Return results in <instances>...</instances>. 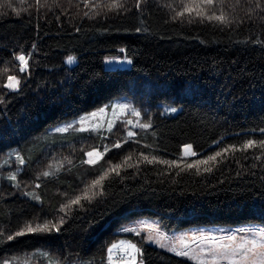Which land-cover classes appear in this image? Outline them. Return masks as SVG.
Here are the masks:
<instances>
[{
  "label": "trees",
  "instance_id": "obj_1",
  "mask_svg": "<svg viewBox=\"0 0 264 264\" xmlns=\"http://www.w3.org/2000/svg\"><path fill=\"white\" fill-rule=\"evenodd\" d=\"M190 2L0 0V264H110L119 241L137 246L136 264H198L124 225L264 224V0L205 6L227 23ZM116 56L130 65H105ZM121 95L150 127L129 136L128 112L103 132L48 131Z\"/></svg>",
  "mask_w": 264,
  "mask_h": 264
},
{
  "label": "rangeland",
  "instance_id": "obj_2",
  "mask_svg": "<svg viewBox=\"0 0 264 264\" xmlns=\"http://www.w3.org/2000/svg\"><path fill=\"white\" fill-rule=\"evenodd\" d=\"M130 59L126 57H107L105 59L106 66H129ZM121 105H127V108L121 109ZM103 109V112H101ZM164 109L167 112H176L177 108L171 107L167 104H164ZM175 109V111H173ZM133 111H138L134 105L133 98L131 95H121L113 98L109 102L101 105L93 110L84 112L79 116L69 118L58 122L55 125H52L48 128V131H58V129L66 128L71 130L75 126L79 130H91L96 132H103L110 129L109 124L114 126L115 122L122 115ZM92 113H96L95 117L92 116ZM140 121L137 115L127 118V125L129 126V132L134 133L137 128H139ZM111 127V128H112ZM66 130V131H67ZM89 152L101 153L97 149H92ZM88 152V153H89ZM185 154V148H184ZM103 156V155H102ZM89 159L100 160L96 155L92 157L86 156V161ZM124 229H134L137 232H144L147 237V241L156 246L162 247L166 250H171L175 248L178 252L181 250L188 251L189 255L186 256L189 259L200 264V260H204L206 264H212V256L209 252V249L216 248L221 244L232 245L233 247L241 244L243 241L250 240H261L262 234H264V224L263 223H250L247 225H228V224H204V225H192L187 227H166L158 217L153 216H141L130 220L124 225ZM183 237V245L181 244L180 238ZM229 237L234 239L230 240ZM206 238V239H204ZM119 241L115 245L122 247L125 244H133L129 241L125 242L121 246ZM135 245V244H133ZM163 245V246H162ZM186 245V247H184ZM136 246V245H135ZM114 249L113 246L109 248V263L112 264L111 250ZM137 249V246H136ZM135 259L130 262V264H136L138 260V252L134 251ZM196 256L198 258H193ZM240 257H237L239 260ZM13 261L6 260L2 264H12ZM48 264H55L53 260L48 261ZM31 264V263H26ZM218 264H231V261L228 259H220Z\"/></svg>",
  "mask_w": 264,
  "mask_h": 264
},
{
  "label": "snow or ice",
  "instance_id": "obj_3",
  "mask_svg": "<svg viewBox=\"0 0 264 264\" xmlns=\"http://www.w3.org/2000/svg\"><path fill=\"white\" fill-rule=\"evenodd\" d=\"M37 3H39V0H37ZM216 3V0H191V2L185 7V11L188 12L189 14H195L196 16H206L207 19L209 20H216L219 21L221 23H227V18L224 15H219V16H215V15H211L208 16L206 13V7H211ZM112 7H122V5L119 3V0H116V3H114L112 5ZM137 7H139V3L137 4ZM184 13H179V15H183ZM17 60H19L21 62V64L23 65V67L20 69L21 71H24L28 68V57H26L23 54L18 55ZM74 57H68L67 62L69 64L74 62ZM9 79V83L7 85V87L11 88V89H16L19 86L20 81L18 79H16V77L14 76H10L8 77ZM121 107V109L127 108V105H121L119 106ZM173 111H175V109H173ZM101 112H103V109H101ZM134 115L139 116L140 113L133 111ZM97 114L96 113H92V116L95 117ZM141 128H148L150 127V125L148 124H139L138 125ZM112 125L109 124V128L111 129ZM66 128H61L58 129V131H66ZM134 135V133L129 132V136ZM256 146V142L255 141H249L244 147L245 148H251ZM115 147H120L119 144L115 145ZM259 147L264 148V141H261L259 144ZM227 151V149L225 150ZM87 155L89 157H92L93 155H96L97 158H102L101 153H94V152H89L87 153ZM185 155H195V153L192 151V146L191 145H186L185 146ZM222 155V153H217L216 156H220ZM216 156H210L207 158V160L204 161H200L198 163H203V164H208L210 161H214L216 160ZM146 161H148L149 163L153 162V161H149L147 157L144 158ZM155 158H153L154 160ZM23 162V161H21ZM97 161L93 160V159H89L87 161V163L89 164H95ZM161 163H166V164H171L173 162H169V161H160ZM193 165H189V167H192ZM121 167V165H114L111 169V171L116 172L117 174H119L118 169ZM205 171H210V168H205ZM44 175H48V173H44ZM107 173H105L104 176H101L98 180H95L92 184L91 187L95 188L96 186L101 185L102 181L106 178ZM11 179H15V177H11ZM84 199H91V197L88 196L87 193H85ZM80 199L81 197H77L75 200L71 201L72 204H79L80 203ZM62 222V221H61ZM55 227V226H53ZM42 230H48V225L45 224L42 227H37V228H32L31 226H29L27 228V231L29 232H34V231H42ZM59 230V229H57ZM127 231H135L134 229H126ZM17 235H24V232H19L17 233ZM9 239H11V237H9ZM183 237L180 238L181 244L183 245ZM206 239V238H204ZM228 239L232 240L234 239L233 237H229ZM125 242H121V246L124 244ZM163 246V245H162ZM118 247V245H113V248ZM128 247L130 249H132L133 251H139L138 249H136V246L133 244H128ZM184 247H186V245H184ZM172 251H176L175 248L171 249ZM209 252L211 253L212 256V264H218V261L220 259H228L231 261V264H264V234H262V239L261 240H246L243 241L241 244L233 247L232 245H226V244H221L216 248H212L209 249ZM177 255H181V256H188L189 253L188 251H178ZM237 257H240L239 260H237ZM193 258H198L196 256H193ZM135 259V257H133V260ZM200 264H206V262L204 260H200Z\"/></svg>",
  "mask_w": 264,
  "mask_h": 264
},
{
  "label": "bare ground",
  "instance_id": "obj_4",
  "mask_svg": "<svg viewBox=\"0 0 264 264\" xmlns=\"http://www.w3.org/2000/svg\"><path fill=\"white\" fill-rule=\"evenodd\" d=\"M133 257H135V253L127 244L111 250L112 264H130Z\"/></svg>",
  "mask_w": 264,
  "mask_h": 264
},
{
  "label": "water",
  "instance_id": "obj_5",
  "mask_svg": "<svg viewBox=\"0 0 264 264\" xmlns=\"http://www.w3.org/2000/svg\"><path fill=\"white\" fill-rule=\"evenodd\" d=\"M138 264H143V262H139Z\"/></svg>",
  "mask_w": 264,
  "mask_h": 264
}]
</instances>
